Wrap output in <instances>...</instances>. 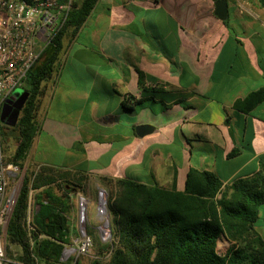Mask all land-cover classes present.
I'll list each match as a JSON object with an SVG mask.
<instances>
[{
	"label": "crops",
	"instance_id": "crops-1",
	"mask_svg": "<svg viewBox=\"0 0 264 264\" xmlns=\"http://www.w3.org/2000/svg\"><path fill=\"white\" fill-rule=\"evenodd\" d=\"M226 1L220 20L214 0H97L43 84L25 164L177 190L190 168L223 187L253 175L264 100L235 103L264 86V7ZM130 97L142 103L128 110ZM139 124L152 131L138 136ZM255 228L264 241V224ZM230 244L222 235L217 252Z\"/></svg>",
	"mask_w": 264,
	"mask_h": 264
},
{
	"label": "trees",
	"instance_id": "trees-1",
	"mask_svg": "<svg viewBox=\"0 0 264 264\" xmlns=\"http://www.w3.org/2000/svg\"><path fill=\"white\" fill-rule=\"evenodd\" d=\"M216 1V0H214ZM97 0H73L67 19L42 60L30 69L28 92L14 126L0 122L3 154L22 169L39 126L37 113L43 84L53 74L64 38L83 24ZM264 7V0H258ZM264 100V86L251 91L235 105L251 110ZM140 99L130 97L123 106L133 110ZM232 150L229 156L237 154ZM90 176L69 169L39 165L26 168L16 205L7 225V257L12 245L20 248L17 259L27 264H59L70 238L74 199ZM107 192L111 244L100 245L90 264H264V241L255 226L264 224V161L248 177L223 187L211 171L190 168L184 189L130 179L97 178ZM38 206L34 229L27 231L28 197ZM219 195V197H218ZM222 235L231 242L221 255L216 250Z\"/></svg>",
	"mask_w": 264,
	"mask_h": 264
},
{
	"label": "built area",
	"instance_id": "built-area-1",
	"mask_svg": "<svg viewBox=\"0 0 264 264\" xmlns=\"http://www.w3.org/2000/svg\"><path fill=\"white\" fill-rule=\"evenodd\" d=\"M72 3L73 0H0V111L2 104L16 89L24 90L27 73L42 60L47 48L53 45ZM18 169L16 164L5 159L0 142V264H27L17 259L16 253H13V257H7L5 252L7 225L21 185ZM100 196L101 192L99 201ZM99 201L97 215L101 225L97 228L101 241L106 242L111 238L109 216L105 198L104 210H99ZM37 209L30 193L25 216L28 232L34 229L33 215ZM80 230L77 251L78 254H84L88 252L91 242L86 233L83 214Z\"/></svg>",
	"mask_w": 264,
	"mask_h": 264
},
{
	"label": "rangeland",
	"instance_id": "rangeland-1",
	"mask_svg": "<svg viewBox=\"0 0 264 264\" xmlns=\"http://www.w3.org/2000/svg\"><path fill=\"white\" fill-rule=\"evenodd\" d=\"M38 65V64H36ZM13 145L10 149L4 154L6 157L12 153ZM26 168H34L30 165L27 166L26 164L22 169H18V177L20 180H23V176L25 173ZM22 183V182H21ZM21 186V185H20ZM104 190V192H102ZM101 192V196L105 195L106 206L108 195L106 190L103 186L99 184V182L93 179H90L87 184L85 185L84 191L79 192L74 199V208L71 212L70 216V223L72 231L70 233V238L68 243L65 245V250H69V252H65L64 249L62 252L63 256L60 258L59 264H90L91 260L94 259L97 255V249L100 245H104L105 247L111 244L112 238L109 241L103 242L99 236L98 226L101 225V220L98 218L97 215V205L99 201V194ZM102 205L100 200L99 207ZM108 211V207H107ZM82 214L84 215V222L86 227V233L90 237L91 245L89 247L88 252L78 254V247L80 242L81 230H80V221ZM109 216V212H108ZM109 224H110V217H109ZM11 250L13 253L17 255L20 254V248L17 245H12Z\"/></svg>",
	"mask_w": 264,
	"mask_h": 264
},
{
	"label": "water",
	"instance_id": "water-1",
	"mask_svg": "<svg viewBox=\"0 0 264 264\" xmlns=\"http://www.w3.org/2000/svg\"><path fill=\"white\" fill-rule=\"evenodd\" d=\"M214 14L220 19L225 20L227 18V1L216 0ZM28 97V92L23 89H16L13 94L5 100L2 104L0 111V122L9 126H14L19 112ZM138 136H143L152 131V126L148 124H139L135 128ZM22 182V180H21ZM104 191V190H103ZM6 229L4 230V233Z\"/></svg>",
	"mask_w": 264,
	"mask_h": 264
},
{
	"label": "bare ground",
	"instance_id": "bare-ground-1",
	"mask_svg": "<svg viewBox=\"0 0 264 264\" xmlns=\"http://www.w3.org/2000/svg\"><path fill=\"white\" fill-rule=\"evenodd\" d=\"M104 196H105V195L100 196V200H101V202H102V205L99 207V210H104V206H103V203H104L103 200H104V198H105ZM99 204H100V201H99ZM98 218H99V217H98ZM65 252L67 253V252H69V250H66Z\"/></svg>",
	"mask_w": 264,
	"mask_h": 264
}]
</instances>
